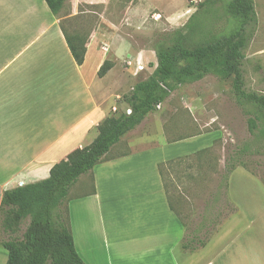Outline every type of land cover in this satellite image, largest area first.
<instances>
[{"label":"crops","instance_id":"1","mask_svg":"<svg viewBox=\"0 0 264 264\" xmlns=\"http://www.w3.org/2000/svg\"><path fill=\"white\" fill-rule=\"evenodd\" d=\"M202 2L70 0V16L60 18L44 0H0V208L5 192L47 180L57 163L90 146L114 108L128 110L125 97L146 80L141 76L148 61L155 64L154 72L158 66L153 48L132 43L150 37L148 23L164 18L172 30L180 29ZM79 16L73 27L89 16L97 18L82 64L73 59L61 30L63 21ZM138 59L142 73L136 65L127 66ZM107 60L115 66L100 78ZM150 119L158 123L144 130ZM167 121L165 126L149 115L112 148L109 160L70 190L64 208L83 263L264 264V182L246 168L230 174L222 194L230 215L204 246L201 236L214 227L208 205L194 228L171 209L159 165L185 159L166 171L170 195L180 203L185 199L172 194L176 179L190 177L191 167L184 165L202 151L212 150L194 160L204 167L214 164L209 159L219 132L181 136L179 123ZM227 158L217 165L222 174ZM85 186L90 192L81 193ZM214 196L218 199L219 191ZM7 260L0 248V264Z\"/></svg>","mask_w":264,"mask_h":264},{"label":"trees","instance_id":"2","mask_svg":"<svg viewBox=\"0 0 264 264\" xmlns=\"http://www.w3.org/2000/svg\"><path fill=\"white\" fill-rule=\"evenodd\" d=\"M44 1L55 17L70 16V0ZM219 1L223 0H205L183 28L158 35L154 49L158 63L155 72L139 82L133 92L125 97L130 115L118 110L105 119L98 128V138L90 146L73 151L65 160L57 163L47 180L4 193L0 208V231L17 236L25 221L29 220L20 239L0 242V248L8 255L6 264H84L75 249L69 215L64 209L70 190L81 177L109 160L108 154L112 148L141 126L149 115L155 114L158 107L182 87L199 83L208 76L230 81L237 104L249 117L250 133L261 126L259 139L264 140V96L246 92L241 69L245 58V33L256 19L254 1L229 0L223 8L236 27L228 35L214 36L208 20L216 14L215 7ZM80 18L61 23L71 55L78 64L85 59L91 27L97 19L95 16L83 19L90 24L88 29L73 27L72 22ZM114 66L112 60H107L99 71V77L104 78ZM211 151H202L192 158L201 161ZM247 152V145L237 147L233 155L227 158L226 171L220 179L222 188L227 185L235 168L244 167L240 158ZM184 160L159 165L174 212L176 201L170 195L171 186L166 181V171ZM234 161L239 165L235 167L232 164ZM200 243L201 246L205 245L204 242Z\"/></svg>","mask_w":264,"mask_h":264},{"label":"rangeland","instance_id":"3","mask_svg":"<svg viewBox=\"0 0 264 264\" xmlns=\"http://www.w3.org/2000/svg\"><path fill=\"white\" fill-rule=\"evenodd\" d=\"M228 1H219L215 7L217 9L216 14L208 20L210 32L214 36L228 35L236 27L234 21L225 15L223 7ZM253 1L256 19L245 33L246 42L243 50L245 58L241 69L246 92L264 96V0ZM198 6L193 14L197 11ZM151 21L152 23H148L150 37L145 41L133 40L134 48L146 46L148 49H155L158 35L178 30H172L164 18L158 22ZM88 25L87 22L82 20L77 28L88 29ZM152 57L154 61L157 60L154 56ZM146 65L149 69L147 68V71L141 76L143 79H147L154 72L155 64L151 60ZM189 109L194 111L196 121L192 118ZM155 115L159 117L161 123L165 126L168 125L167 120L175 119L181 129H184V131H180L179 135L181 136L196 135L208 130L219 132L216 138L217 144L214 146V151L209 159L214 164L211 163L210 167H204L202 163L199 162L198 164L194 159L186 163L185 167H188V165L191 167L188 172L190 177L184 176L176 179L175 183H178V187L172 192L173 196L185 199L180 203L175 202L174 199L173 201L177 212L191 228L199 225L201 217L205 214L204 209L208 205L206 215L213 220L211 226L214 225V227H211L207 234L201 236L203 242L207 243L231 212L226 197L222 195L224 190L220 186L221 175L217 176V174H222L217 168L219 160L224 161L227 155L228 158L233 155L237 147L247 145L248 152L240 160L247 170L264 182V140L259 139L261 126L250 133L249 117L246 115L245 110L237 104L232 83L214 76H208L199 83L180 88L168 100L166 105L158 108ZM157 123L158 121L154 119L148 120L144 130H152ZM202 127L206 128L202 130ZM237 161L232 162L235 167L239 165ZM90 189L91 186L82 187L81 193L90 192ZM217 191H219L220 196L215 199L217 195H214ZM28 224L29 220L25 221L21 232L17 236L3 234L0 231V242L9 241L13 238L20 239Z\"/></svg>","mask_w":264,"mask_h":264},{"label":"built area","instance_id":"4","mask_svg":"<svg viewBox=\"0 0 264 264\" xmlns=\"http://www.w3.org/2000/svg\"><path fill=\"white\" fill-rule=\"evenodd\" d=\"M192 3H196V0H192ZM158 18H160V17H158ZM134 65H136V69H137V71L139 72V73H142L144 70H145V68H144V66L142 65V60L141 59H138V60H136V61H128L127 62V66L130 68V67H132V66H134ZM160 107V106H159ZM158 107V108H159ZM118 112V109L117 108H114L113 109V113H117ZM126 113L127 114H131V111L128 109V110H126Z\"/></svg>","mask_w":264,"mask_h":264}]
</instances>
